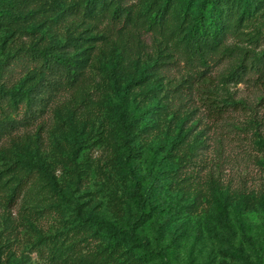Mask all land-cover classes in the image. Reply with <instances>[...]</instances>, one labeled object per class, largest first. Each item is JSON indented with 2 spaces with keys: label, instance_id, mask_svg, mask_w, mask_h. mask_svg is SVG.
<instances>
[{
  "label": "rangeland",
  "instance_id": "1",
  "mask_svg": "<svg viewBox=\"0 0 264 264\" xmlns=\"http://www.w3.org/2000/svg\"><path fill=\"white\" fill-rule=\"evenodd\" d=\"M7 120L0 264H264V0H0Z\"/></svg>",
  "mask_w": 264,
  "mask_h": 264
},
{
  "label": "trees",
  "instance_id": "2",
  "mask_svg": "<svg viewBox=\"0 0 264 264\" xmlns=\"http://www.w3.org/2000/svg\"><path fill=\"white\" fill-rule=\"evenodd\" d=\"M200 13V12H199ZM192 27L189 29V33L191 34V37L193 38L194 45H195V54L197 55V58H200L202 60V51L199 49V45L196 42V38L201 35L200 30V14L193 19ZM196 34L198 35L196 37ZM46 66H49L50 71L53 73H62L64 76H70V79L67 80V82H70L74 76L77 75L76 70H72V64L67 59H58L54 60L51 63H48L45 59ZM19 124V121L15 120H7L0 122V133L6 132L8 130H12L15 128V126ZM154 165V173H158L163 167H166L168 163L166 161H163L161 163H153ZM26 184L25 182H19L18 185L15 188L16 193L20 192V190L23 188V186ZM91 222H96L94 218L91 219ZM105 236L108 238H111L115 241L121 242L126 250H130L135 247V241H134V234L131 231H128L124 228H120L117 226H114L112 224H106L105 229ZM149 255L151 253H154L153 250L148 251Z\"/></svg>",
  "mask_w": 264,
  "mask_h": 264
}]
</instances>
